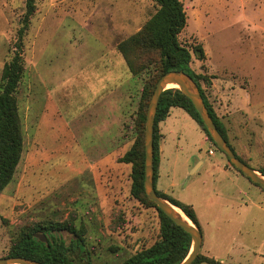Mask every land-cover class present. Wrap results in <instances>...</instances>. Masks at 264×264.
I'll list each match as a JSON object with an SVG mask.
<instances>
[{
  "label": "rangeland",
  "instance_id": "1",
  "mask_svg": "<svg viewBox=\"0 0 264 264\" xmlns=\"http://www.w3.org/2000/svg\"><path fill=\"white\" fill-rule=\"evenodd\" d=\"M182 1L187 24L179 39L190 49L201 44L206 53L204 61L193 55L192 68L209 75L211 86L203 85L230 143L259 169L264 0ZM36 5L16 93L24 151L0 197V257L23 227L73 215L84 224L87 250L77 263L121 264L160 236L159 210L131 194L132 165L120 161L137 136V112L151 71L132 74L117 48L141 29L157 4L36 0ZM25 11L26 0H0V84ZM159 129L164 160L156 188L194 207L203 234L200 253L225 264H264V187L241 174L182 108H172Z\"/></svg>",
  "mask_w": 264,
  "mask_h": 264
},
{
  "label": "trees",
  "instance_id": "2",
  "mask_svg": "<svg viewBox=\"0 0 264 264\" xmlns=\"http://www.w3.org/2000/svg\"><path fill=\"white\" fill-rule=\"evenodd\" d=\"M155 2L157 4L156 11L140 30L120 41L117 48L125 58L132 74L139 75L144 71H151L150 78L146 80L143 87L137 112V136L131 148L120 158V161L132 165L131 194L141 202L151 204L159 210L161 217L160 236L151 246L136 251L121 264H177L189 255L192 248L191 235L168 217L154 201L148 198L144 185L147 110L157 81L165 72L182 70L197 82L209 113L218 129L227 139L236 155L241 158L230 143L225 124L210 101L203 85L211 86L209 75L207 73H196L192 68L194 54L201 61L206 59L203 46L196 44L190 49L184 46L179 39L180 33L187 24V13L183 1L155 0ZM36 9V0H26V11L22 19V25L17 32L14 55L11 60L5 63L1 74L0 197L5 188L12 182L24 151L23 123L16 93L25 72L24 37L30 24V18ZM174 107L185 110L205 131L215 147L218 148L193 102L179 88L172 87L164 90L159 99L155 118V187L157 185L160 162V137L162 135L159 124L170 115V111ZM218 150L220 149L218 148ZM241 159L252 166L243 158ZM237 170L243 174L239 169ZM257 170L264 174V166ZM156 191L161 197L168 199L171 203L181 208L201 230L197 213L192 205L168 196V194L157 188ZM75 219L76 216L70 215L64 221L41 220L33 225L23 227L13 237L7 255L2 257L22 256L37 260L43 264H78L76 260H81L87 250L84 248V224H78ZM63 232L70 234L71 238L69 240L66 239L62 234ZM38 234H42L45 238H41ZM205 262L208 264H225L214 257L201 253H199L192 264Z\"/></svg>",
  "mask_w": 264,
  "mask_h": 264
},
{
  "label": "water",
  "instance_id": "3",
  "mask_svg": "<svg viewBox=\"0 0 264 264\" xmlns=\"http://www.w3.org/2000/svg\"><path fill=\"white\" fill-rule=\"evenodd\" d=\"M170 84H175L194 104L201 119L204 122L206 129L215 141L217 147L227 155L230 162L239 169L246 177L260 186L264 187V174L259 172L254 167L248 165L239 158L232 149L227 139L218 129L214 119L209 113L208 107L205 104L204 98L200 91L197 82L186 72L182 70H170L165 72L157 81L156 88L150 99L147 110L146 125H145V191L148 198L154 201L157 206L170 217L177 225L183 227L192 238V248L189 255L177 264H192L199 255L203 245V234L197 225L186 215L185 218L176 205L168 199L161 197L155 187V164H154V129L155 118L159 99L164 90ZM181 209V208H180ZM0 264H43L34 259L22 256H7L0 257Z\"/></svg>",
  "mask_w": 264,
  "mask_h": 264
},
{
  "label": "crops",
  "instance_id": "4",
  "mask_svg": "<svg viewBox=\"0 0 264 264\" xmlns=\"http://www.w3.org/2000/svg\"><path fill=\"white\" fill-rule=\"evenodd\" d=\"M162 126V125H161ZM163 127V126H162ZM161 127V128H162ZM161 132V131H160ZM162 136H163V130L161 132ZM163 138V137H162ZM164 145L162 143H160V164L163 162L164 160ZM199 163H202V161H200ZM193 171V170H192ZM160 178L158 177V180H160L162 178V172H161V168H160ZM163 192L166 193V191L163 189Z\"/></svg>",
  "mask_w": 264,
  "mask_h": 264
},
{
  "label": "bare ground",
  "instance_id": "5",
  "mask_svg": "<svg viewBox=\"0 0 264 264\" xmlns=\"http://www.w3.org/2000/svg\"><path fill=\"white\" fill-rule=\"evenodd\" d=\"M169 87H178V86L175 85V84H170ZM177 210L180 211L185 218H187L186 215L183 213L182 209H180L179 207H177Z\"/></svg>",
  "mask_w": 264,
  "mask_h": 264
},
{
  "label": "built area",
  "instance_id": "6",
  "mask_svg": "<svg viewBox=\"0 0 264 264\" xmlns=\"http://www.w3.org/2000/svg\"><path fill=\"white\" fill-rule=\"evenodd\" d=\"M209 153H210V154H214V150H213V149H210V150H209Z\"/></svg>",
  "mask_w": 264,
  "mask_h": 264
}]
</instances>
